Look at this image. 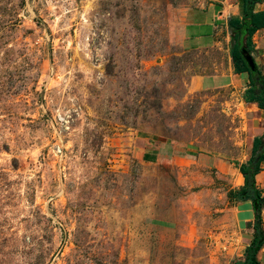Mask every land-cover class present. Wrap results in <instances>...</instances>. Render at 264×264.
Here are the masks:
<instances>
[{
	"label": "rangeland",
	"instance_id": "rangeland-1",
	"mask_svg": "<svg viewBox=\"0 0 264 264\" xmlns=\"http://www.w3.org/2000/svg\"><path fill=\"white\" fill-rule=\"evenodd\" d=\"M194 4L0 0V264H243L255 114L190 85Z\"/></svg>",
	"mask_w": 264,
	"mask_h": 264
},
{
	"label": "crops",
	"instance_id": "crops-1",
	"mask_svg": "<svg viewBox=\"0 0 264 264\" xmlns=\"http://www.w3.org/2000/svg\"><path fill=\"white\" fill-rule=\"evenodd\" d=\"M195 1L196 4L188 7L186 10L183 46L187 50H203L220 46L224 38V40L229 39V41H231L229 43V47L231 48L232 30L229 26V21L231 18H237L238 20L242 18L241 0ZM258 10H264V1L255 5V11ZM224 33L227 34L228 38L223 37ZM249 38L251 42V51L249 52L254 57L257 66L264 76V28L251 29ZM227 61L226 68L223 67L212 73L194 75L190 81V85L194 90L198 91L224 87L237 89L240 96H242L244 104L255 114L251 115V127L254 132L253 139H255V137H262L264 136V108H261L258 102H247L244 98L245 92L250 87L251 83L250 73L248 71L237 72L231 54ZM259 114L262 115L258 116ZM177 158L178 157H174V159ZM217 165L221 166V161L217 162ZM261 166L262 170L256 175V183L260 188H264V161L261 163ZM242 204L246 205L245 210L246 214L248 213V219H252L254 217L252 201H242ZM251 238L252 232L249 237V243ZM262 249L264 248L262 247ZM259 252L261 253V251ZM261 263L264 264L263 261Z\"/></svg>",
	"mask_w": 264,
	"mask_h": 264
},
{
	"label": "trees",
	"instance_id": "trees-1",
	"mask_svg": "<svg viewBox=\"0 0 264 264\" xmlns=\"http://www.w3.org/2000/svg\"><path fill=\"white\" fill-rule=\"evenodd\" d=\"M264 0H241L242 18H231L229 26L232 30V45L230 54L237 72L248 71L251 77L250 87L245 92L247 102H258L264 108V76L260 68L250 69L243 59L241 48L251 51L249 33L251 29L264 28V10L255 11V5ZM264 161V136L255 137L252 155L247 162L239 164V170L244 177V184L238 191L241 201H252L254 220L252 238L246 247V257L243 264H262L258 253L264 246V225L262 211L264 209V188L256 183V175L262 170Z\"/></svg>",
	"mask_w": 264,
	"mask_h": 264
},
{
	"label": "water",
	"instance_id": "water-1",
	"mask_svg": "<svg viewBox=\"0 0 264 264\" xmlns=\"http://www.w3.org/2000/svg\"><path fill=\"white\" fill-rule=\"evenodd\" d=\"M241 54L250 69H255L257 67L255 59L252 54L248 51V49H246L245 47L241 48Z\"/></svg>",
	"mask_w": 264,
	"mask_h": 264
},
{
	"label": "bare ground",
	"instance_id": "bare-ground-1",
	"mask_svg": "<svg viewBox=\"0 0 264 264\" xmlns=\"http://www.w3.org/2000/svg\"><path fill=\"white\" fill-rule=\"evenodd\" d=\"M240 179H242V176H240Z\"/></svg>",
	"mask_w": 264,
	"mask_h": 264
}]
</instances>
